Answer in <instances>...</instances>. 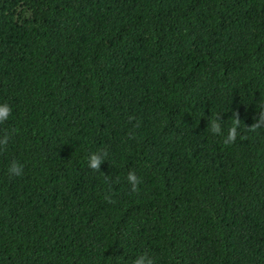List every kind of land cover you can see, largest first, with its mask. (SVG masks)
Here are the masks:
<instances>
[{
    "label": "trees",
    "instance_id": "16d2710c",
    "mask_svg": "<svg viewBox=\"0 0 264 264\" xmlns=\"http://www.w3.org/2000/svg\"><path fill=\"white\" fill-rule=\"evenodd\" d=\"M0 104V264H264V0H0Z\"/></svg>",
    "mask_w": 264,
    "mask_h": 264
},
{
    "label": "clouds",
    "instance_id": "9594fccd",
    "mask_svg": "<svg viewBox=\"0 0 264 264\" xmlns=\"http://www.w3.org/2000/svg\"><path fill=\"white\" fill-rule=\"evenodd\" d=\"M9 111L10 109L7 104H0V121L7 119ZM212 127L213 130H215L216 126L213 125ZM9 139L10 134L0 136V147L7 145ZM102 156V153L90 154L88 157L89 167L92 169H99V165L102 162ZM23 170L24 165L16 159L10 160L6 169L8 175L14 178L21 177L23 175ZM126 179L130 185L131 190L136 191L139 180L135 172L129 171ZM131 264H155V261L149 253L140 252L132 258Z\"/></svg>",
    "mask_w": 264,
    "mask_h": 264
}]
</instances>
